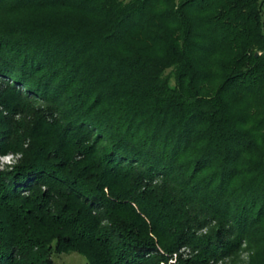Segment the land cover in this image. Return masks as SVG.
Returning a JSON list of instances; mask_svg holds the SVG:
<instances>
[{"label":"trees","instance_id":"1","mask_svg":"<svg viewBox=\"0 0 264 264\" xmlns=\"http://www.w3.org/2000/svg\"><path fill=\"white\" fill-rule=\"evenodd\" d=\"M263 16L0 0V264H264Z\"/></svg>","mask_w":264,"mask_h":264},{"label":"rangeland","instance_id":"2","mask_svg":"<svg viewBox=\"0 0 264 264\" xmlns=\"http://www.w3.org/2000/svg\"><path fill=\"white\" fill-rule=\"evenodd\" d=\"M264 18V16H263ZM19 158V155H5L0 156V171L9 170L16 163V160ZM189 253L188 249L183 250V256L187 257ZM240 262L238 264H247L249 259V252L243 251L239 252ZM234 259H226L223 262H219L218 264H232ZM54 264H86V259L77 254H61L55 255L53 257ZM169 264H174V261H170Z\"/></svg>","mask_w":264,"mask_h":264}]
</instances>
